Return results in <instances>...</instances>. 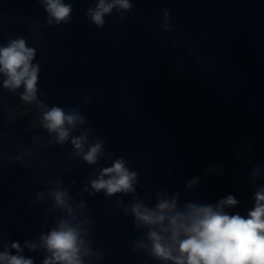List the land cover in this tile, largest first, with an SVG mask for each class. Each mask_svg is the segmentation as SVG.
Returning a JSON list of instances; mask_svg holds the SVG:
<instances>
[{
  "label": "water",
  "instance_id": "1",
  "mask_svg": "<svg viewBox=\"0 0 264 264\" xmlns=\"http://www.w3.org/2000/svg\"><path fill=\"white\" fill-rule=\"evenodd\" d=\"M65 2L73 7L71 21L50 26L38 0H0V44L23 36L36 48L39 98L50 107L79 108L104 150L139 173L136 195L150 206L158 191L179 193L181 206L215 205L231 194L239 203L225 211L246 216L256 188L264 186V176L256 185L248 178L254 166L264 172V0H130L131 12L113 10L102 28L85 15L94 0ZM163 9L171 32L161 27ZM3 96L8 107L19 103L6 91ZM6 117L5 109L0 231L7 239L0 251L47 232L63 215L52 210L48 192L66 187L85 201L94 221L93 248L105 253L92 264H159L132 251L143 232L115 205L117 199L129 204L131 195L82 192L111 160L89 166L69 159L70 142L49 144L54 137L39 126L27 131L32 113H15L14 125ZM33 136L40 137L35 148ZM196 176L200 183L187 188ZM38 192L45 193L42 201ZM22 254L35 264L45 255L26 248Z\"/></svg>",
  "mask_w": 264,
  "mask_h": 264
},
{
  "label": "clouds",
  "instance_id": "2",
  "mask_svg": "<svg viewBox=\"0 0 264 264\" xmlns=\"http://www.w3.org/2000/svg\"><path fill=\"white\" fill-rule=\"evenodd\" d=\"M38 2L47 13V25L57 26L71 21V3L65 0ZM132 8L130 0H94V6L89 7L85 15L97 28H102L105 17L113 10L123 13L131 12ZM162 13L161 27L171 32L170 13L167 9ZM119 18L121 21L126 19L122 14ZM33 36L39 37V33L33 32ZM36 54V48L28 46L23 36L10 37L6 44H0V112L7 110L6 119L10 125L17 123L15 113L22 116L32 113L27 131L39 126L49 137H54L48 140L49 144L63 147L70 142L72 152L69 159L78 158L89 166L97 165L102 159L111 160L110 166L101 167L89 179L82 192L88 196L100 192L107 197L116 194L132 196L129 204L117 199L115 205L117 209H123L124 216H131L134 227L143 232L135 241L133 252H142L147 260L159 264H264V186L256 188L254 206L246 216L225 211L239 203L231 194L215 205L186 201L181 206L179 193L169 195L158 191L154 205L150 206L136 195L139 173L130 170L123 157L114 158L104 150V141L88 127V120L79 108L66 111L58 105L50 107L39 98L41 66L39 62L33 63ZM3 91L15 96L19 103L8 107ZM88 102L87 99L84 101L85 104ZM3 139L4 133L0 131V167L5 157ZM39 139V136L32 137L31 148L37 146ZM31 154L29 150L24 153ZM14 159L22 162L21 156ZM261 176L264 172L254 166L248 178L252 185H256ZM199 183L200 178L196 176L186 186L191 189ZM58 184L63 185L64 181L59 180ZM48 195L52 210L63 215H57L53 226L47 232H41L38 240H25L23 247L19 242L4 247L0 251V264H35L33 258L22 254L25 248L29 252L43 250L45 255L41 264H92L94 260H103L105 253L93 248L91 226L94 221L86 215L85 201L75 199L66 187L50 190ZM44 196V192H38L36 199L42 201ZM5 239L6 235L0 231V241Z\"/></svg>",
  "mask_w": 264,
  "mask_h": 264
}]
</instances>
